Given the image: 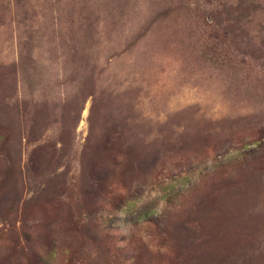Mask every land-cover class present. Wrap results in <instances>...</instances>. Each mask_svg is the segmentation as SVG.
<instances>
[{
	"label": "rangeland",
	"instance_id": "374dc122",
	"mask_svg": "<svg viewBox=\"0 0 264 264\" xmlns=\"http://www.w3.org/2000/svg\"><path fill=\"white\" fill-rule=\"evenodd\" d=\"M0 264H264V0H0Z\"/></svg>",
	"mask_w": 264,
	"mask_h": 264
}]
</instances>
